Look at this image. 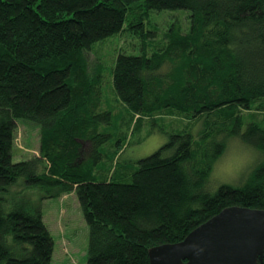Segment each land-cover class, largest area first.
Returning <instances> with one entry per match:
<instances>
[{
    "label": "trees",
    "instance_id": "obj_1",
    "mask_svg": "<svg viewBox=\"0 0 264 264\" xmlns=\"http://www.w3.org/2000/svg\"><path fill=\"white\" fill-rule=\"evenodd\" d=\"M163 11L176 14L158 26ZM126 30L137 54L89 63L96 43ZM105 69L127 109L122 136L99 109ZM162 115L187 122L135 165L119 162L125 133L160 129ZM20 123L38 127V154L13 162ZM233 139L259 161L214 189ZM18 179L42 198L76 196L84 264H148L149 249L223 208L264 210V0H0V264H50L53 237L39 207L14 200Z\"/></svg>",
    "mask_w": 264,
    "mask_h": 264
},
{
    "label": "rangeland",
    "instance_id": "obj_2",
    "mask_svg": "<svg viewBox=\"0 0 264 264\" xmlns=\"http://www.w3.org/2000/svg\"><path fill=\"white\" fill-rule=\"evenodd\" d=\"M170 14L176 12L163 11L152 14V21L158 26H166ZM132 40L137 41L131 34L121 31L111 37L96 43L91 51L86 53L87 60L93 66L94 63L102 62L107 65L114 61L116 54H137L132 50ZM101 111L112 112V131L117 130L118 136L125 132L122 118L127 114V109L119 101L114 93L111 77L108 71L104 70L102 85ZM160 129L154 124H144L133 132L125 133L128 147L121 152L119 162L129 160L135 165L140 158L148 156L158 150L168 141V134L176 129H183L187 120L173 115H162ZM261 118V117H259ZM121 132V134H120ZM111 138L108 142H113ZM39 134L38 127L20 123L16 134V142L12 148V161L18 162L38 154ZM255 150L247 147L240 141L233 139L229 141L225 153L214 165L210 180L214 189L222 184L238 185L242 182L249 168L253 167L260 158ZM14 200L21 197L27 199L29 205L39 207L42 220L50 231L54 240V249L50 264H84L87 258L88 226L84 220L76 196L70 192L58 198H42V190L37 187L25 186L23 179H18L15 185L10 188ZM23 195V196H22Z\"/></svg>",
    "mask_w": 264,
    "mask_h": 264
},
{
    "label": "water",
    "instance_id": "obj_3",
    "mask_svg": "<svg viewBox=\"0 0 264 264\" xmlns=\"http://www.w3.org/2000/svg\"><path fill=\"white\" fill-rule=\"evenodd\" d=\"M264 255V210L223 208L181 241L155 246L148 264H258Z\"/></svg>",
    "mask_w": 264,
    "mask_h": 264
}]
</instances>
